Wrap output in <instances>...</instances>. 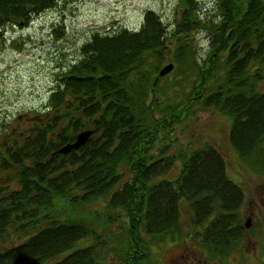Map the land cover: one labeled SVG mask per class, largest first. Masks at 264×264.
Returning a JSON list of instances; mask_svg holds the SVG:
<instances>
[{"label": "trees", "instance_id": "obj_1", "mask_svg": "<svg viewBox=\"0 0 264 264\" xmlns=\"http://www.w3.org/2000/svg\"><path fill=\"white\" fill-rule=\"evenodd\" d=\"M57 2L0 0V30L26 26ZM177 5L169 31L147 10L137 30L93 33L57 75L43 112L16 135L3 130L0 246L17 242L1 248L0 264H99L96 245H76L98 239L97 228L107 233L120 216L128 221L121 263L148 264L149 240L181 238L182 201L191 211L185 238H199L211 258L237 247L244 192L222 154L203 143L165 155L157 144L185 107L200 104L231 119L230 145L264 174V0H217V20L209 21L195 0ZM200 29L208 50L199 63L192 38ZM169 51L176 71L197 76L185 101L160 94ZM85 130L91 135L79 149L56 153ZM175 166L176 177L165 178ZM98 201L102 211L93 209Z\"/></svg>", "mask_w": 264, "mask_h": 264}, {"label": "rangeland", "instance_id": "obj_2", "mask_svg": "<svg viewBox=\"0 0 264 264\" xmlns=\"http://www.w3.org/2000/svg\"><path fill=\"white\" fill-rule=\"evenodd\" d=\"M195 1L202 19L217 20V0ZM177 2L178 0H58L53 7L33 16L26 26L5 25L1 28L0 144L5 138L3 130H11L16 135L19 130L27 128L29 121L35 119L36 115L43 112L57 75L80 58L81 46L90 40L93 33H113L121 28L137 30L142 25L147 10H153L169 31L174 28L180 11ZM192 39L196 58L200 63L208 50L207 31L197 30ZM166 57L163 66L174 63L170 51ZM173 68L166 74L167 80L159 83L160 94L174 97L176 102L185 101L197 76L181 75L174 66ZM185 110L179 123H175L171 130L163 131L165 134L162 132L157 144L158 150L167 147L164 151L165 155H169L179 147L192 148L203 143H210L217 148L225 160L229 178L244 192L240 218L242 225L247 219L250 220V226L243 227L242 239L223 259L211 258L208 250L201 246L199 238H194L193 234L185 238V234L191 230V211L187 203L182 201L179 206L181 240L171 238L154 242L148 239L150 255L145 263L264 264V174L256 172L257 166H250L254 162L242 160L230 145L231 119L212 108H203L200 104H192L185 107ZM178 171L179 167L175 166L165 174V178L173 179ZM3 176L0 182H3ZM127 178L126 174L125 179ZM10 188H15V185L12 184ZM105 205L104 201H98L93 209L102 211ZM127 227L126 217L120 216L110 225L107 233L97 228L98 233H101L98 239L89 236L79 240L76 246L96 245L101 251H98L99 264H122L119 244L128 236ZM197 230H202V227ZM15 242L17 240L3 243L0 250Z\"/></svg>", "mask_w": 264, "mask_h": 264}, {"label": "water", "instance_id": "obj_3", "mask_svg": "<svg viewBox=\"0 0 264 264\" xmlns=\"http://www.w3.org/2000/svg\"><path fill=\"white\" fill-rule=\"evenodd\" d=\"M173 69V63H168L166 65H164L162 67V69L159 70L158 75L160 77L165 76L166 74H168L171 70ZM91 135V131L89 130H85V131H81L80 133H78L75 137V140L72 143H67L65 145H63L62 147H60L56 153H68L71 150H77L79 149L82 145L85 144V142L87 141V138ZM250 226V220H246L244 223V227L247 228Z\"/></svg>", "mask_w": 264, "mask_h": 264}, {"label": "flooded vegetation", "instance_id": "obj_4", "mask_svg": "<svg viewBox=\"0 0 264 264\" xmlns=\"http://www.w3.org/2000/svg\"><path fill=\"white\" fill-rule=\"evenodd\" d=\"M221 256V255H220ZM201 261V260H200ZM190 264V263H189Z\"/></svg>", "mask_w": 264, "mask_h": 264}]
</instances>
